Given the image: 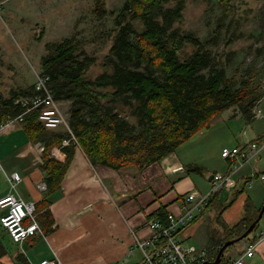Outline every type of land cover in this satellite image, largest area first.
Here are the masks:
<instances>
[{
	"label": "trees",
	"instance_id": "16d2710c",
	"mask_svg": "<svg viewBox=\"0 0 264 264\" xmlns=\"http://www.w3.org/2000/svg\"><path fill=\"white\" fill-rule=\"evenodd\" d=\"M169 3L170 0H125L108 34L112 44L102 65L104 71L96 79L87 74L97 59L85 51L78 52L74 38L46 45L48 53L42 58L41 74L49 77L54 99L70 103L67 113L75 140L66 131L45 127L41 109L25 116L23 126L30 139L45 146L42 169L48 190L37 205L44 234L53 230L51 197L61 189L78 147L95 166L144 170L209 129L217 117L230 109L247 121L256 118L263 87L255 77H241L239 81L228 77L231 59L225 62L213 49L222 25L218 24L211 39L203 41L176 27L183 20L185 1L176 0L175 6ZM224 5L227 17L232 8L227 0ZM93 13L101 20L110 14L105 0L96 1ZM136 20L142 23V31L133 24ZM233 43L234 39H230L228 45ZM34 95V86L12 91L9 99L0 95V122L21 115L24 108L15 104L16 100ZM64 140H71L70 145L63 147ZM54 148H62L60 160L51 157ZM188 169L203 171L197 165H189ZM252 180L249 178L246 186ZM224 189L210 197L206 209L216 210V220L224 231L220 238L211 234L206 259L210 263L216 260L224 243L245 233L261 211L248 198L242 218L232 226L225 224L221 216L232 202H220ZM167 216L161 209L155 219L167 224ZM230 248L219 264L233 262L227 256ZM4 252L0 245V258Z\"/></svg>",
	"mask_w": 264,
	"mask_h": 264
},
{
	"label": "crops",
	"instance_id": "0c3cea01",
	"mask_svg": "<svg viewBox=\"0 0 264 264\" xmlns=\"http://www.w3.org/2000/svg\"><path fill=\"white\" fill-rule=\"evenodd\" d=\"M39 1L0 0V33L4 32L1 20L6 25L13 22L25 40L29 39L28 33L44 32L40 29ZM34 7L38 8L35 10ZM43 16L41 28L47 26L45 18L49 13ZM5 44L6 38L1 36L0 51L7 57L10 54ZM257 109L262 116H256L252 121H247L234 109L228 110L219 117L231 124L221 126L217 124L219 119H215L209 129L144 170L95 166L78 147L61 189L51 197L49 212L53 230L17 244L0 224V233L3 230L0 245L5 251L0 263L39 264L55 259L60 264H137L140 252L130 256L132 232L141 239H148L152 235L148 222L155 219L161 209L166 214L179 215L187 204V195H215L212 194L213 175L231 173L233 167L232 162L221 155L224 148L264 143V100ZM231 111L233 113H229ZM215 126L216 135L205 137ZM39 145L44 146L30 139L23 124H15L0 132V198L12 193L35 203L36 207L41 203L48 189L42 191L39 188L46 182L42 169L44 153L39 150ZM51 157L54 158L53 154ZM235 164L240 167L233 175L236 185L225 187L220 201L232 202L221 216L222 222L229 226L242 218L248 198L253 200L257 209L264 205V180L259 177L264 174V145L257 157L248 162L240 159ZM189 165L200 166L203 171L190 172ZM14 172L22 177L16 190L12 189L8 179ZM249 178L253 180L246 186ZM239 191L244 192L238 194ZM3 213L0 210V218ZM216 219V210L200 213L182 232L185 244L208 248L211 234L222 237L224 231ZM259 231H264V215L255 234L242 243L243 249L237 257H230L233 262L255 242ZM244 260L245 264H264V240L258 244L254 255Z\"/></svg>",
	"mask_w": 264,
	"mask_h": 264
},
{
	"label": "rangeland",
	"instance_id": "374dc122",
	"mask_svg": "<svg viewBox=\"0 0 264 264\" xmlns=\"http://www.w3.org/2000/svg\"><path fill=\"white\" fill-rule=\"evenodd\" d=\"M96 1L40 0L38 2L41 13L40 25L43 24V14L49 13V17L45 18L47 26L45 28L40 26V29L45 30L42 33L37 31L33 34L28 33V40L23 38V34H20V30L13 22L6 21V25L1 20L4 32L0 33V37L6 38L5 45L10 55L6 57L5 53L0 51V95L9 99L14 90L33 89L37 73L43 72L42 58L48 53L46 45L60 43L66 38H74L78 52L85 51L97 59L87 74L88 78L96 79L102 74L104 71L102 65L110 53L112 44L108 34L114 29V18L122 10L125 0H105L110 14L103 20L96 18L93 13ZM184 1V17L176 27L206 41L215 35L218 24H221L223 30L218 44L213 49L220 53L225 62L231 59V64L227 68L228 77H235L238 81L241 77H255L257 84L263 87L264 0H227L232 8L231 14L227 17L224 5L226 0ZM175 4L176 0H170V6ZM34 8L36 10L38 7ZM25 20L28 22L27 18ZM133 24L138 30H143L140 21L136 20ZM230 39H234V43L229 46ZM260 91L262 94V88ZM62 104L64 109H70L69 102ZM221 118H216L219 119L218 125L231 124ZM217 131L215 126L205 137L215 136ZM2 232L3 230L0 233L1 238ZM242 243L231 246L227 253L228 258L237 257L239 251L243 249Z\"/></svg>",
	"mask_w": 264,
	"mask_h": 264
},
{
	"label": "built area",
	"instance_id": "2783aa9c",
	"mask_svg": "<svg viewBox=\"0 0 264 264\" xmlns=\"http://www.w3.org/2000/svg\"><path fill=\"white\" fill-rule=\"evenodd\" d=\"M34 84L35 95L27 98L16 100L15 104H20L24 112L16 118H9L0 122V132L15 125L23 124L25 116L37 109L42 110L41 121L51 130L66 131L75 140L69 125L67 109L63 104L54 99L53 93L49 88V77L46 75H36ZM262 97L264 100V85L262 88ZM261 111L256 113L261 117ZM71 140H64L63 147L69 146ZM264 143L252 142L247 145H241L233 148H224L222 157L232 162L231 173H216L212 178V194L218 193L224 187H233L235 180L234 173L240 168L235 164L236 161L248 162L250 159L257 157L263 148ZM39 150L45 153V146L39 145ZM56 159L62 158V148L52 152ZM244 164V163H243ZM264 180V174L260 175ZM9 182L13 190H16L22 177L19 173L14 172L9 177ZM42 191L48 189L47 183L39 186ZM211 196H197L195 194L187 195L186 205L183 213L168 215V223L165 224L160 220L153 219L148 222V227L152 235L148 239H141L136 232H132V247L130 256L136 251L140 252L141 258L137 264H204L206 263L208 250L207 248H198L194 245H186L182 232L200 213H204L209 206ZM0 210L3 215L0 223L7 230L13 242L19 244L38 235H43V227L38 220L37 207L35 203L27 202L21 197L14 194H8L0 198ZM264 240V231H259L258 240L251 243L244 254L231 264H245V257H252L258 244ZM39 264H60L57 260H44Z\"/></svg>",
	"mask_w": 264,
	"mask_h": 264
},
{
	"label": "water",
	"instance_id": "95a60500",
	"mask_svg": "<svg viewBox=\"0 0 264 264\" xmlns=\"http://www.w3.org/2000/svg\"><path fill=\"white\" fill-rule=\"evenodd\" d=\"M263 215H264V205L259 213V216L258 218L252 223V225L246 230L245 233H243L240 237L236 238V239H233V240H230V241H227L224 243L223 247L220 249L219 253H218V256L216 258V260L212 263L210 262H206L204 264H219L220 261H221V258L225 252L226 249H228L229 247L241 242V241H244L246 239H248V237L255 231V229L257 228V225L261 222L262 218H263Z\"/></svg>",
	"mask_w": 264,
	"mask_h": 264
},
{
	"label": "bare ground",
	"instance_id": "6f19581e",
	"mask_svg": "<svg viewBox=\"0 0 264 264\" xmlns=\"http://www.w3.org/2000/svg\"><path fill=\"white\" fill-rule=\"evenodd\" d=\"M259 177H260V175H259ZM261 180H262V179H261ZM170 214H172V213H170ZM170 214H168V215H170ZM167 217H168V216H167ZM160 221H161V220H160ZM161 222H162V221H161ZM257 227H258V225H257ZM256 229H257V228H256ZM256 229H255V230H256Z\"/></svg>",
	"mask_w": 264,
	"mask_h": 264
}]
</instances>
